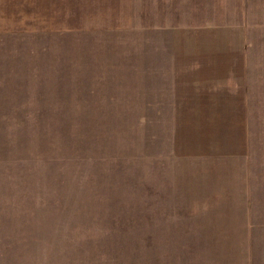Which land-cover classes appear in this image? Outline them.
Returning <instances> with one entry per match:
<instances>
[{"label": "rangeland", "instance_id": "rangeland-1", "mask_svg": "<svg viewBox=\"0 0 264 264\" xmlns=\"http://www.w3.org/2000/svg\"><path fill=\"white\" fill-rule=\"evenodd\" d=\"M198 3L173 23L205 14L235 21L244 9L256 174L264 165V0ZM22 59L11 70L0 64V264H264V196L247 192L245 167L180 166L175 183L194 204H160L150 196L149 156L142 159L150 153L143 110L121 101L112 112L100 92L79 101L70 85L54 92V77L31 55ZM163 149L154 142L156 166Z\"/></svg>", "mask_w": 264, "mask_h": 264}, {"label": "crops", "instance_id": "crops-1", "mask_svg": "<svg viewBox=\"0 0 264 264\" xmlns=\"http://www.w3.org/2000/svg\"><path fill=\"white\" fill-rule=\"evenodd\" d=\"M197 1L0 0V64L7 70L31 55L37 68L54 77V92L70 85L79 101H94L100 92L112 112L121 101L143 110L150 196L165 206L175 199L194 204L186 199V184L175 183L179 167L190 164L222 165L225 172L245 167L247 192L264 196V165L255 174L249 150L244 9L235 21H206L205 14L197 22L173 23L175 12L192 11ZM158 125L163 134L157 139ZM157 140L164 166L155 164Z\"/></svg>", "mask_w": 264, "mask_h": 264}]
</instances>
